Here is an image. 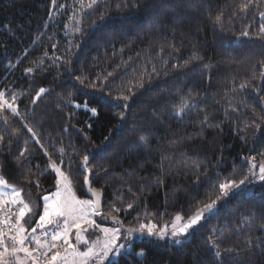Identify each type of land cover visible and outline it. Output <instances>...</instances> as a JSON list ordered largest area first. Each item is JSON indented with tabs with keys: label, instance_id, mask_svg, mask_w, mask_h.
Returning a JSON list of instances; mask_svg holds the SVG:
<instances>
[{
	"label": "trees",
	"instance_id": "trees-1",
	"mask_svg": "<svg viewBox=\"0 0 264 264\" xmlns=\"http://www.w3.org/2000/svg\"><path fill=\"white\" fill-rule=\"evenodd\" d=\"M245 2L0 0V92L20 112L0 113V175L33 207L29 235L57 187L48 157L90 200L87 155L99 225L159 228L216 201L180 242L133 241L109 264H264V181L249 173L264 163V0L242 13Z\"/></svg>",
	"mask_w": 264,
	"mask_h": 264
},
{
	"label": "snow or ice",
	"instance_id": "snow-or-ice-1",
	"mask_svg": "<svg viewBox=\"0 0 264 264\" xmlns=\"http://www.w3.org/2000/svg\"><path fill=\"white\" fill-rule=\"evenodd\" d=\"M55 3V0H53ZM98 0H91L88 7L91 8L93 5L97 4ZM257 4V0H246L239 6V11L242 13H247L248 9ZM235 14V13H234ZM261 18H264V12H260ZM214 22L217 24L223 23V13L217 14L214 18ZM261 32L264 33V26L261 27ZM242 35L247 36V32H243ZM31 73L32 68L26 70ZM82 82V81H81ZM241 88L245 87L244 84L240 85ZM44 88H40L39 92L36 94V99H40V96L45 93ZM120 98V97H118ZM127 100L129 97H122ZM76 107H81L77 104ZM84 107L89 110L93 115L96 114L95 108H88L87 105ZM185 104H181L180 112L178 114H183ZM5 111H10L15 116H20L18 107L15 105V97H12V102H9L5 98V93L0 92V113ZM23 118V117H21ZM7 121V117H4ZM123 119V116H121ZM207 117H205V122ZM256 128L259 127L258 124H254ZM28 131L32 133V136L36 138L37 144L43 148L44 145L40 143L37 133L33 131L32 128H28ZM143 140L144 138L141 137ZM3 141V137H0V142ZM28 151L25 148L24 153ZM60 153L63 154L64 149H59ZM24 153L20 155L23 156ZM50 161V169L56 177L57 192L56 197L49 202V197H43V207L42 214L39 215L38 222L35 227L31 228V233H36L37 229L41 230V234L46 238L41 240L40 236H29V229L25 227V217L30 213H33V207L21 196V189H18L8 183L3 176H0V264H105V261H110V257H120L122 255V250L126 248H131V243L121 242V230L120 228H104L101 231L104 233V240L102 242L97 241L94 244L89 245L86 237L83 235L89 229L95 226L99 228L96 224L93 216L101 215L100 209V199L101 193L98 191H93V195L96 197L95 200H80L70 189V180L68 174L61 169L59 165L51 161V157H48ZM251 160H255V157H251ZM61 164L63 160L61 159ZM89 164V157L85 155L83 157L82 166L87 169ZM69 163V167H70ZM257 165L252 164L249 169V173L261 181H264V163L259 165V172L255 171ZM90 171V169H88ZM248 181V176L246 175L239 182L236 180H229L224 183L219 184V189L223 196H228L232 189H239L241 185H244ZM250 182V181H249ZM85 183H89L88 177L85 176ZM11 189V191H7ZM61 189L67 192L68 195H63ZM7 197V198H6ZM216 201L206 204L205 207L199 210L195 215L191 216L185 223H173L171 225V232L169 233L168 225L159 227L155 223L145 224L140 223L138 228H128L126 230L125 240L128 241L133 237L134 233H139L141 235L147 234L148 236H156L159 239H165L169 234L173 237L186 236L190 229H193L196 225L204 219V212L211 213L214 211ZM19 206L14 212L11 206ZM132 204H128V208H131ZM115 212H119L120 209L113 208ZM15 217V221H13ZM183 218L179 215L175 217L177 222L181 221ZM116 223H121L117 217H113ZM87 225V227H85ZM49 226L52 227V231L49 232L47 229ZM7 229V231L5 230ZM75 230V236L73 237V231ZM7 238V239H6ZM73 238H75L77 243H73ZM9 240L11 243H9ZM35 243L36 248H31V244ZM176 242H180L177 240ZM83 243L87 246L86 251H81L77 246ZM252 241H248V245H252ZM232 252L234 250H226ZM19 253H24L22 258ZM51 253V255H49ZM137 255L143 256V251L136 253ZM217 256H220L219 251L216 252Z\"/></svg>",
	"mask_w": 264,
	"mask_h": 264
},
{
	"label": "rangeland",
	"instance_id": "rangeland-1",
	"mask_svg": "<svg viewBox=\"0 0 264 264\" xmlns=\"http://www.w3.org/2000/svg\"><path fill=\"white\" fill-rule=\"evenodd\" d=\"M0 176H1V175H0ZM70 189H71V186H70ZM7 191H11V189H7ZM56 192H57V187H56V190H55L53 193H51V194H49V195H46V196L49 197V202H51L52 199L56 197ZM71 192L73 193L72 189H71ZM61 193H62V196H63V195H68L67 192L63 191V189H61ZM6 198H7V197H6ZM42 207H43V199H42ZM215 211H216V207L214 206V211H212L211 213H209V212H204V219L207 218V217H209V216H211L212 214H214ZM41 214H42V213H41ZM92 218L95 219L96 224L99 225L98 222H97V220H96V216H93ZM204 219H202V220L200 221V223H201ZM185 222H187V220H185V219H182V220L179 221V222H177L176 220L173 221V223H185ZM173 223H172V224H173ZM200 223H199V224H200ZM172 224L168 225L169 233L171 232V225H172ZM199 224H198V225H199ZM198 225H196L193 229H195ZM85 227H87V225H85ZM104 228H110V227H106V226H103V225H99V228H96L95 226H93V228H91V229H89L87 232H84V233H83V235L86 237V239H87L89 245L94 244V243H96L97 241L102 242V241L104 240V238H105V237H104V233L101 231V229H104ZM193 229H190L189 232L192 231ZM120 230H121V233H122V235H121V242L131 243V245H132V242H133V241H141V240H143L144 238H158V237H156V236H148L147 234L141 235V234H139V233H134V234H133V237H132L130 240L126 241V240H125V236H126V230H127V229H125V228H122V229H121V228H120ZM29 236H30V238H31V236H37V235H36V233H31ZM74 236H75V230L73 231V237H74ZM182 237H185V236H181V237L173 238V237L169 234L166 238H168V239H170V240H174V241H177V240L180 241V238H182ZM166 238H165V239H166ZM9 243H11L10 240H9ZM73 243H74V244L77 243L76 240H75V238H73ZM77 246L80 248L81 251H86L88 245H85V244H83V243H80V244H78ZM31 248H36V245L34 244L33 246H31ZM132 250H133V245H132V247H131L130 249H129V248H126L125 250H122V255H125V254H128V253H131ZM19 255H20L22 258L24 257V253H19ZM49 255H51V253H50ZM122 255H121V256H122ZM119 258H120V257L112 256V257H110V261H105V264H109V263L115 262V261H117ZM28 264H31V261H28ZM42 264H43V262H42ZM90 264H91V262H90ZM97 264H99V262H97Z\"/></svg>",
	"mask_w": 264,
	"mask_h": 264
},
{
	"label": "water",
	"instance_id": "water-1",
	"mask_svg": "<svg viewBox=\"0 0 264 264\" xmlns=\"http://www.w3.org/2000/svg\"><path fill=\"white\" fill-rule=\"evenodd\" d=\"M83 171L86 174V176L88 177V181H89V183H85V181H84V183H85V194L90 200H95L96 197L93 195V191L94 190H92L91 184H90V174H89L88 170L85 169L84 167H83ZM103 203H104V201H103V197L101 195V199H100L101 212H102V209H103Z\"/></svg>",
	"mask_w": 264,
	"mask_h": 264
},
{
	"label": "built area",
	"instance_id": "built-area-1",
	"mask_svg": "<svg viewBox=\"0 0 264 264\" xmlns=\"http://www.w3.org/2000/svg\"><path fill=\"white\" fill-rule=\"evenodd\" d=\"M9 206H11V205H9ZM11 207L13 208V211L15 212L19 206H11ZM13 221H15V217H13ZM35 226H36V225H35ZM35 226H34V227H35ZM5 230L7 231V229H5ZM52 230H53V229H52L51 226H49V228L47 229V231H49V232H51ZM36 235H37V236H40L41 240L46 239V238L41 234V230H40V229H37ZM6 239H7V238H6ZM34 244H35V243L33 242V243L31 244V246H33Z\"/></svg>",
	"mask_w": 264,
	"mask_h": 264
}]
</instances>
